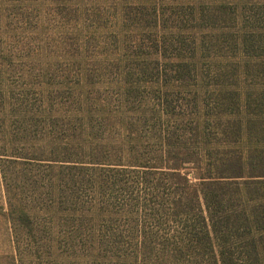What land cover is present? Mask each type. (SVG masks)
I'll use <instances>...</instances> for the list:
<instances>
[{
    "label": "trees",
    "instance_id": "trees-1",
    "mask_svg": "<svg viewBox=\"0 0 264 264\" xmlns=\"http://www.w3.org/2000/svg\"><path fill=\"white\" fill-rule=\"evenodd\" d=\"M0 264H264V0H0Z\"/></svg>",
    "mask_w": 264,
    "mask_h": 264
},
{
    "label": "rangeland",
    "instance_id": "rangeland-1",
    "mask_svg": "<svg viewBox=\"0 0 264 264\" xmlns=\"http://www.w3.org/2000/svg\"><path fill=\"white\" fill-rule=\"evenodd\" d=\"M6 201H5V194H4V190H3V186H2V181H1V176H0V205H5ZM4 225L3 221L0 219V226ZM3 239L2 237H0V244H3ZM2 246H0V251H2Z\"/></svg>",
    "mask_w": 264,
    "mask_h": 264
}]
</instances>
